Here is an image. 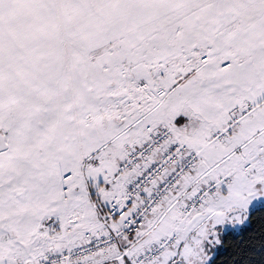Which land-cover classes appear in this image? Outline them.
<instances>
[{
    "label": "snow or ice",
    "instance_id": "1",
    "mask_svg": "<svg viewBox=\"0 0 264 264\" xmlns=\"http://www.w3.org/2000/svg\"><path fill=\"white\" fill-rule=\"evenodd\" d=\"M0 264H264V0H0Z\"/></svg>",
    "mask_w": 264,
    "mask_h": 264
}]
</instances>
